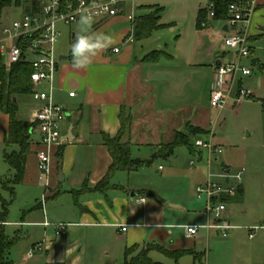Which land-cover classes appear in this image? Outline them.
Returning <instances> with one entry per match:
<instances>
[{"label": "crops", "instance_id": "1", "mask_svg": "<svg viewBox=\"0 0 264 264\" xmlns=\"http://www.w3.org/2000/svg\"><path fill=\"white\" fill-rule=\"evenodd\" d=\"M146 1L125 0L118 15L95 21L93 28L113 35L116 43L100 53L87 69H74L71 57L68 60H62L63 63L59 62L54 100L67 111V118L61 123L60 132L63 138L69 139L56 147L51 161L48 186L41 187L43 184L38 179L37 170L39 133L35 129L32 130L22 181L30 184L32 188H37L39 193L42 189V192L39 198L35 196L36 201L26 211L28 216L26 213L24 215V218L29 217L31 220L22 221L19 225L30 226L28 238H31L35 231L34 227H40L42 237L40 240L33 239L31 242L32 247L37 243L40 244V248L36 249L39 251L36 257L26 255L20 262L10 260L13 264H89L90 259L87 255L90 254L91 246L101 241L120 242L124 246V252L126 248L134 244H157L170 251H187L185 254L192 255L195 261L196 257L191 251L197 252L201 253L200 258L203 264H206L203 260L205 252L196 248V245L208 236L207 233H201L205 229H200L195 237L185 236L194 244L188 249L174 245L164 246L153 240L158 232V230L155 231L156 227L167 228L166 235L170 237L172 235L170 229L174 226L148 222L150 213L153 211L149 198L157 202L161 199L133 182L132 177L138 170L118 171L111 177L110 186L106 190L102 192L95 188L112 163L108 148L104 145L103 136L114 137L118 134L121 128L120 114L122 112L124 117L129 116L131 119L122 140L130 142L132 158L141 159L135 156V148L152 143L157 145L151 157L142 160H154L160 157L156 155L160 144L171 141L176 132L187 133L188 127L195 125L204 128L211 122L210 105L208 107L201 105L199 99L205 91L206 68L212 71L214 77L216 66L221 64L227 56V50L222 44V38L228 32L225 20L215 19L223 22L221 32L217 34L212 35L209 32V26L213 20L209 16L207 26L197 29L198 10L206 7L210 0H186L192 4V11L182 24L186 26L188 23L191 42L184 55L177 50L173 55L167 51V48H158L155 45L157 34L169 25L162 17L163 12L160 23L165 25L164 28L142 39L133 37V18L146 11L138 8L161 6L159 2L149 4ZM248 32L252 35L250 51L253 55L255 44L264 39V0H258L248 25ZM206 39L213 42V46L208 51ZM114 47H118L119 51L114 52L112 50ZM207 54L212 56L211 61H206ZM254 60V63L264 64V61L258 57ZM70 92H74L75 95L69 96ZM31 103L32 106L25 113L24 119L20 113L21 119L29 123H33L36 109L32 99ZM2 113L0 111V115H4L8 120L7 115ZM154 122L160 123L166 131L160 132L157 139L149 142L150 139L145 137ZM7 128L8 124L5 129L0 125L2 148ZM196 139L197 137L194 141ZM217 142L220 145L219 140ZM60 149L61 159L58 156ZM29 156H32V163H27ZM197 156L198 161H201L200 152ZM217 159L215 157V160ZM190 165L193 164L190 163ZM159 169L161 170L162 167L159 166ZM224 173L228 174L229 170L225 169ZM238 191L242 192V185ZM43 196H45L44 203H42ZM154 211L157 212L156 209ZM38 212L41 218L36 220ZM193 214L197 218L203 215L205 220L186 225H201L206 222L207 216L203 209L194 210ZM229 214L227 210L225 219L230 223ZM44 221L52 224H68L66 233L55 235L53 225L44 226ZM6 223L5 221L3 224ZM124 225H126L125 231L121 229ZM211 230L219 233L216 229Z\"/></svg>", "mask_w": 264, "mask_h": 264}, {"label": "rangeland", "instance_id": "2", "mask_svg": "<svg viewBox=\"0 0 264 264\" xmlns=\"http://www.w3.org/2000/svg\"><path fill=\"white\" fill-rule=\"evenodd\" d=\"M27 1L29 0H20L18 6L6 7L2 13L0 25L20 18ZM146 2L149 4L159 2L164 9L162 17L169 24L157 34L156 47L167 48V51L173 55L176 50L184 55L191 40L188 23L185 26L182 22L190 15L192 4L186 0H147ZM241 25L238 23L236 28H240L247 34L250 45L252 35L243 30ZM222 26L221 20H211L210 34L221 32ZM58 27L61 35L55 43L56 55L57 57L60 55L71 57L70 46L75 37L72 34H76L78 30V21L71 25L59 24ZM206 45L208 51L213 46V42L206 39ZM255 47L253 55L241 60L243 66L251 69V75L244 76L240 72L235 75L233 83H229L232 91L227 103L222 108L210 109L211 122L209 125L204 128L193 125L194 130L191 131L186 129L192 141V152L185 146H178L173 155L167 158L156 157L150 165L139 168L132 177L138 187L150 191L161 199L157 202L149 198L153 211L150 213L148 222L174 226L170 229L172 231L170 237L166 235L167 228L156 227L155 231L158 230V232L153 240L164 246L174 245L188 249L194 244L192 240L185 238L184 229L181 226L189 223L197 224L205 220V216L200 215L197 218L193 214L194 210H204L205 207L204 200L195 196L196 185L206 181L208 173L219 175L223 174L225 169L229 170L227 175L229 181L233 182L231 176L243 170L242 192H239L237 187L227 202L230 223L235 226V229L229 231L228 238H222L219 233L212 230L201 231V233H207L208 236H205L196 248L205 252L203 260L206 264H264V75L256 69L254 64L256 57L264 61V39L258 41ZM207 55L206 61H211L212 56ZM231 59L232 51H229L222 63H229ZM212 81L213 73L206 68L205 91L199 99V103L205 107L209 106L208 96ZM240 87L250 91V94L237 100ZM18 104L19 117L21 119V113L24 119L25 113L32 106L30 96H18ZM7 124V118L0 115V125L5 129ZM152 125L145 137L150 139L149 142L157 139L160 132L166 131L160 123L155 124L154 122ZM212 131L216 140L220 142L221 152L211 153L206 148H194L195 151H193L194 138H207ZM0 147V213L2 212L1 202L5 201L7 203L5 217L7 223L4 224L3 231L7 237L15 239L7 257L12 262H20L28 253L32 252L33 257H36L39 252L32 247L31 242L33 239H41V228L34 227L35 231L31 238H28L27 233L30 226L19 224L22 221L31 220L29 217L24 218V215L26 213L28 216L26 211L34 204L35 198L41 196L42 189L39 193L37 188H32L30 184L22 181L14 186L11 192L9 182L12 178V171L4 160L1 144ZM156 148V143L135 148V156L149 159ZM198 152L202 155L201 161H198ZM215 157L218 159L215 160ZM190 161L194 164L190 165ZM27 163H32V156L27 157ZM159 166L162 167L161 170ZM3 180L4 187L1 184ZM43 186L44 184L41 185ZM155 209L157 212L154 211ZM40 216L39 212L36 213V220H39ZM250 232L253 233L252 238L249 237ZM106 242L101 241L91 246L90 254L87 255L90 259L89 264H122L124 246L120 242ZM159 246L144 243L130 247L133 249L132 255H136L148 247ZM160 252V250H151V259L165 264H203L200 258L201 253L191 251L196 261L190 254H185L174 261Z\"/></svg>", "mask_w": 264, "mask_h": 264}, {"label": "built area", "instance_id": "3", "mask_svg": "<svg viewBox=\"0 0 264 264\" xmlns=\"http://www.w3.org/2000/svg\"><path fill=\"white\" fill-rule=\"evenodd\" d=\"M36 9L29 5L30 10H24L22 16L8 24L0 25V53L3 56L7 68L19 62L27 63L31 67L29 74L32 90L30 97L36 104L33 119V129L39 133L37 150L38 179L44 186H48L51 161L58 147L63 141L61 136V123L67 118L66 109L54 100L56 87V75L60 59L56 55L55 43L61 35L59 24L71 25L79 21V13L82 8H88L95 13V21H102L119 14L121 5L125 0H35ZM258 0H235L228 4L225 23L228 27L227 34L222 38V44L227 52L232 51V59L229 63H221L216 66L213 81L209 89V105L212 109L222 108L230 97L235 75H251V69L243 66L241 60L251 55L247 34L248 25L257 7ZM210 9L209 17H213ZM118 52V47L112 49ZM237 100L245 98L250 91L239 89ZM70 92L69 96H74ZM195 148H206L211 153H220L221 146L214 137L212 131L207 138H197L194 141ZM194 164L193 161L190 162ZM243 170L238 171L229 181L226 173L215 175L208 173L206 182L195 187L198 199L205 203L204 212L207 220L201 225H184V234L188 238L195 237L200 229L219 231L223 238L228 237L229 231L235 226L225 219L227 202L235 193L236 188L242 184ZM230 177V178H231ZM142 201L144 199H141ZM45 202V196L42 203ZM52 223L44 221V226ZM55 235L66 233L68 224L55 223ZM189 226L191 231L189 232ZM126 230V225L121 228ZM253 237V233H249ZM39 249L37 243L33 247ZM32 257V252L27 254Z\"/></svg>", "mask_w": 264, "mask_h": 264}, {"label": "trees", "instance_id": "4", "mask_svg": "<svg viewBox=\"0 0 264 264\" xmlns=\"http://www.w3.org/2000/svg\"><path fill=\"white\" fill-rule=\"evenodd\" d=\"M73 1V0H72ZM235 0H210L206 7H201L198 10L196 26L197 29H203L208 24V16L210 9L213 10V19H225L227 14V6ZM20 0H0V22L3 10L12 5L18 6ZM31 5L36 9V1L29 0L25 3L24 10L29 11ZM139 10H146L143 13L137 14L133 18L132 35L136 39H142L150 36L154 31L165 27L160 23V17L163 12L162 6L139 7ZM256 69L264 75V64L255 62ZM31 67L27 63L19 62L7 68L4 64L3 56L0 53V111L8 117V128L3 137L4 160L12 171V178L9 182L11 192L14 186L22 181L26 156L29 152L31 143V133L33 123L22 120L18 114V96H30L32 84L29 77ZM121 128L118 134L114 137L108 135L103 136L104 145L112 158V163L104 176V178L96 185V190L104 191L110 186V179L114 173L118 171L133 172L144 165H150L153 160H142L132 158L130 156V142L123 141V135L130 123V117H124L123 112L120 114ZM188 130H194L193 127H188ZM193 145V144H192ZM178 146H185L191 150V142L188 133L176 132L174 138L166 143L160 144L157 156L167 158L172 155L174 149ZM194 151V146H193ZM155 155V156H156ZM58 156L61 159V149L58 151ZM4 187V180L1 182ZM2 212L0 213V264H13L7 258V254L15 241L10 239L3 231L4 222L7 214V203L1 202ZM151 250H160L166 256L177 260L187 251L184 250H167L162 247H148L141 250L136 255H132V247H128L124 252V260L122 264H163L153 261L149 256ZM202 256V255H201ZM200 256V257H201Z\"/></svg>", "mask_w": 264, "mask_h": 264}, {"label": "clouds", "instance_id": "5", "mask_svg": "<svg viewBox=\"0 0 264 264\" xmlns=\"http://www.w3.org/2000/svg\"><path fill=\"white\" fill-rule=\"evenodd\" d=\"M95 13L82 8L79 13V27L70 46L72 67L74 69H87L94 59L103 51L116 43L113 35L97 31L93 28ZM191 226H189V232Z\"/></svg>", "mask_w": 264, "mask_h": 264}, {"label": "water", "instance_id": "6", "mask_svg": "<svg viewBox=\"0 0 264 264\" xmlns=\"http://www.w3.org/2000/svg\"><path fill=\"white\" fill-rule=\"evenodd\" d=\"M69 57H70V55H61V56L59 57V59H60V61H62V60H68ZM63 139H64V140H68L69 138H68V137H64Z\"/></svg>", "mask_w": 264, "mask_h": 264}]
</instances>
